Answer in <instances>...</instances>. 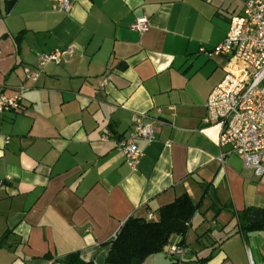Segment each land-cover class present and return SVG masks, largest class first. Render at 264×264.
<instances>
[{
	"label": "crops",
	"instance_id": "0c3cea01",
	"mask_svg": "<svg viewBox=\"0 0 264 264\" xmlns=\"http://www.w3.org/2000/svg\"><path fill=\"white\" fill-rule=\"evenodd\" d=\"M52 2L0 0V88L25 86L20 108L0 113V264H57L75 251L104 264L128 217L154 218L183 193L204 197L181 263L209 255L204 264H264V182L237 154L218 160L220 125L202 122L230 60L212 55L224 67L207 86L193 80L242 0H71L69 12ZM140 16L145 32L131 27ZM61 49L66 58L36 67L39 55ZM140 113L155 138L139 141L132 170L114 141ZM246 208L262 221L249 223V213L241 227L232 212ZM168 246L169 262L160 252L141 264H171Z\"/></svg>",
	"mask_w": 264,
	"mask_h": 264
},
{
	"label": "built area",
	"instance_id": "2783aa9c",
	"mask_svg": "<svg viewBox=\"0 0 264 264\" xmlns=\"http://www.w3.org/2000/svg\"><path fill=\"white\" fill-rule=\"evenodd\" d=\"M52 1L53 10L70 11L71 0ZM131 27L145 32L149 27L148 20L140 16ZM200 50L205 51L203 48ZM69 52L68 49H61L43 53L39 55L36 67L41 68L49 61L59 62ZM207 55L226 56L231 62V68L208 94L202 117L205 124L220 125L218 160L222 161L232 153L237 154L244 167L264 182V0H242L240 12L229 18L224 38L207 51ZM238 63L244 69L241 73H233ZM24 74L31 80L37 77L29 68H24ZM106 83L107 79L102 78L98 86L103 88ZM24 88L23 85L15 87L10 94L0 88V113L20 108ZM154 138L155 127L149 122L147 114L140 113L133 118L130 132L115 139L114 145L122 153L125 164L134 170L143 156L139 141L150 143ZM2 187L3 181L0 180V189ZM186 252L187 248L183 245L169 244L166 255L172 261L180 262Z\"/></svg>",
	"mask_w": 264,
	"mask_h": 264
},
{
	"label": "trees",
	"instance_id": "16d2710c",
	"mask_svg": "<svg viewBox=\"0 0 264 264\" xmlns=\"http://www.w3.org/2000/svg\"><path fill=\"white\" fill-rule=\"evenodd\" d=\"M203 197L201 196L199 201L195 202L187 193H183L171 202L160 206L157 216L154 218L128 217L120 226L115 237L109 241V250L104 264H141L148 255L164 251L166 246L171 243L170 237L174 234L181 236V240L177 244L184 245V236ZM249 213V208L232 212L237 216L241 227L246 228L250 227L247 221ZM4 237L5 234L0 239V243ZM208 258L209 255L199 258L198 263L195 264H204ZM56 261L65 264H93L91 261L81 259L77 251ZM171 264L184 263L172 261Z\"/></svg>",
	"mask_w": 264,
	"mask_h": 264
},
{
	"label": "rangeland",
	"instance_id": "374dc122",
	"mask_svg": "<svg viewBox=\"0 0 264 264\" xmlns=\"http://www.w3.org/2000/svg\"><path fill=\"white\" fill-rule=\"evenodd\" d=\"M226 15L228 14L226 13ZM225 63H226L225 60L219 56L206 57L205 62L201 67H194L196 71L193 75V80L197 79L198 81H200L201 84H205V86H207L209 81L215 76L214 70L222 69ZM243 69L244 66L241 63H238L235 64V70H232V72L241 73ZM222 76L223 75H221L220 77ZM159 258H161V260H165L166 262L170 261L166 256L164 257L163 252L160 253Z\"/></svg>",
	"mask_w": 264,
	"mask_h": 264
},
{
	"label": "water",
	"instance_id": "95a60500",
	"mask_svg": "<svg viewBox=\"0 0 264 264\" xmlns=\"http://www.w3.org/2000/svg\"><path fill=\"white\" fill-rule=\"evenodd\" d=\"M249 223L256 224L262 221V212L258 209L253 210L249 215Z\"/></svg>",
	"mask_w": 264,
	"mask_h": 264
}]
</instances>
